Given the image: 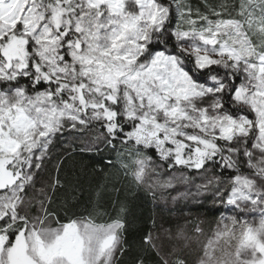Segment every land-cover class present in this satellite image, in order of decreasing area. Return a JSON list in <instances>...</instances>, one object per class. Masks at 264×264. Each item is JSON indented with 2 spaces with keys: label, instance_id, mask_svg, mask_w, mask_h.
<instances>
[{
  "label": "snow or ice",
  "instance_id": "obj_1",
  "mask_svg": "<svg viewBox=\"0 0 264 264\" xmlns=\"http://www.w3.org/2000/svg\"><path fill=\"white\" fill-rule=\"evenodd\" d=\"M69 148L211 204L131 264H264V0H0V264H123V204L58 203Z\"/></svg>",
  "mask_w": 264,
  "mask_h": 264
},
{
  "label": "trees",
  "instance_id": "obj_2",
  "mask_svg": "<svg viewBox=\"0 0 264 264\" xmlns=\"http://www.w3.org/2000/svg\"><path fill=\"white\" fill-rule=\"evenodd\" d=\"M200 0H192L193 4H198ZM58 152L64 151L58 149ZM61 175L69 181L68 192L63 190L57 193L59 201L71 198V187L78 188L77 199L71 201L74 211H83L85 207L93 203L100 211L108 215L102 216L101 221L107 220L109 216H116L121 204L126 208V228L124 233L129 251L123 258V264H131L132 258L140 249L142 236L148 232H160L163 229L174 228L177 223L184 224V216L205 219V227L208 222H213L215 217L208 213L207 208H200L197 204L179 203L174 207H162L159 199L153 201L147 195L119 175L115 169H110V175H105L100 169L105 168L106 161H115V154L104 153L97 155L94 153L79 152L78 148H69L65 152ZM187 205V206H186ZM183 209V213H181ZM155 221V224H153Z\"/></svg>",
  "mask_w": 264,
  "mask_h": 264
},
{
  "label": "rangeland",
  "instance_id": "obj_3",
  "mask_svg": "<svg viewBox=\"0 0 264 264\" xmlns=\"http://www.w3.org/2000/svg\"><path fill=\"white\" fill-rule=\"evenodd\" d=\"M173 195H175L176 193L173 192ZM159 199V198H158ZM159 203L162 207H174L176 205H178L179 203H188L187 201H179L177 203H172L170 200H166V199H159Z\"/></svg>",
  "mask_w": 264,
  "mask_h": 264
}]
</instances>
